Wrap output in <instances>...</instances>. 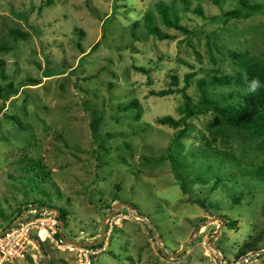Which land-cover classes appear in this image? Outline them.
<instances>
[{
    "label": "rangeland",
    "instance_id": "374dc122",
    "mask_svg": "<svg viewBox=\"0 0 264 264\" xmlns=\"http://www.w3.org/2000/svg\"><path fill=\"white\" fill-rule=\"evenodd\" d=\"M45 2L0 0V46L6 48L0 51V85L12 82L16 90L6 101L0 98V229L20 219L19 209L30 215L34 202L50 203L67 212L65 237L92 241L110 207L123 202L133 210L123 206L107 221L103 246L92 264H220L218 257L226 264H264V253H258L264 250V182L243 170L251 169L249 162L262 163L258 142L233 128L220 134V120L209 112L188 117L177 128L157 121L183 116L180 90L187 78L185 91L196 101L198 79H210L217 71L234 73L229 52L264 58V9L224 21L222 13L240 7L237 0L221 5L211 0ZM249 2L264 5V0ZM157 3L172 6L188 33L164 25ZM146 11L168 38L146 32ZM11 29L28 37L13 39ZM50 69L55 74L45 76ZM224 90L209 88L217 98L230 91ZM134 99L139 118L137 108L123 109ZM93 113L100 117L97 140L90 127ZM183 128L179 150L172 155L188 182L187 193L167 157ZM205 140L244 165L239 169L226 163L221 172L234 179L215 189L213 177L206 174L205 184L191 183ZM33 159L43 164L46 179L28 167ZM197 199L212 206L203 208ZM46 209L37 207V217L47 218L45 223L58 213ZM37 230L33 227L30 236L40 242ZM183 244L177 257H167ZM39 249L40 254L4 264L72 261L48 243L41 242Z\"/></svg>",
    "mask_w": 264,
    "mask_h": 264
},
{
    "label": "trees",
    "instance_id": "16d2710c",
    "mask_svg": "<svg viewBox=\"0 0 264 264\" xmlns=\"http://www.w3.org/2000/svg\"><path fill=\"white\" fill-rule=\"evenodd\" d=\"M215 5H221V3L225 0H211ZM53 0H46V5L52 4ZM240 4V7L237 9H230L222 13L221 17L224 21H228L230 18H247L254 13H258L259 11L264 9V5L262 4H251L249 0H237ZM156 10L159 14L161 22L167 27L182 30L185 33H188L187 28L182 26L179 23L178 16L175 13V10L172 6L167 5L165 3H157L155 4ZM41 6L39 7V10ZM195 11L199 14H203L201 10L198 8ZM175 13V15H174ZM112 16L109 15L105 18V20H109ZM144 27L146 28V32L148 34H152L159 39H166L169 36L167 34H162L159 28L154 23L153 15L150 11H146L144 17ZM137 21L133 23V28L137 27ZM80 36L82 31H79ZM9 34L13 39H25L28 37L26 32H22L18 29H11ZM81 37H79L80 39ZM79 44V42H78ZM6 50L4 46H0V51ZM229 56L232 58V62L234 67L237 70L234 73H219L218 71L214 73L210 79L200 78L196 81L197 90H198V99L193 101L189 94L185 91L188 86L189 79L187 78L186 85L180 90L181 96L183 98V107L179 108V112L183 114V116L179 119H174L172 116L167 115L160 119H158V123L163 125H169L172 127H179L185 124V119L188 117H192L197 114L204 113H213L220 121V128L218 129L220 134H225V128H233L237 131H245L250 134L252 139H255L258 143L256 145V149L261 151L262 163L257 165H251L249 162V167L251 169H243L244 165H242L241 160H234L233 155L231 153H227L224 150L213 148L208 140H205V147L198 149V154L200 156L198 170L194 171V178L191 179V183L194 184L197 181L205 184L206 179H203L202 175L206 174L207 177H213V184L211 189L217 188V186L223 182H230L234 179L232 175L227 176L222 174L221 170L228 166L226 163L232 164L234 162L235 166L239 169H243L247 173H250L259 181L264 182V87H262L255 94H245V77L248 80L252 78H258L261 81V84L264 85V58L259 56L250 55L247 52H229ZM139 71L145 72L148 74L149 71H144L145 69L142 67H137ZM45 76H50L55 74L54 70H47L45 72ZM175 78V75L172 76ZM27 81L32 82L31 79H26ZM25 84L23 80L21 82ZM219 89L225 91L224 89L230 91L225 94H221L220 98H217V95H212V92L209 91V88ZM15 88L12 85V82H9L6 86L0 85V98L3 101H6L13 93H15ZM170 91H159V94L166 95ZM138 102L137 100L130 101L125 107L124 110H130L131 108H137ZM136 118H139L140 111L137 108L136 110ZM100 117L93 113L92 120L90 122V127L92 131V135L95 140L99 138L98 131V123ZM217 130V131H218ZM185 128L180 129L178 133H176L175 137L171 141L170 146L167 149V157L171 160V167L174 172V176L177 181L180 183V189L183 193L188 192V182L185 181L181 174L179 173L180 163L176 161L172 155L174 150H179L180 142L179 138L184 133ZM165 159V158H164ZM163 159V160H164ZM159 160V159H158ZM253 162V161H252ZM27 166V165H26ZM33 168L37 171V175H42V179L47 178V172L44 169L43 164L38 159H33L32 164L28 165V167ZM247 167V166H246ZM231 169V168H230ZM228 169V170H230ZM28 172V170H27ZM244 172V173H246ZM226 176V177H225ZM23 177V176H20ZM201 207L205 208L206 206H212L206 199H197L194 201ZM35 207L42 206L43 208H55L57 213L56 219L63 222L64 227L66 226V217L67 212L64 208L53 206L48 203H36L34 202ZM26 207L25 209H27ZM47 210V209H46ZM21 211L18 210V213ZM228 225L232 226L231 222H228ZM58 228L59 225L57 226ZM6 228V227H5ZM108 227H106V230ZM61 234L59 231L56 233V237H60ZM104 241L101 244L96 246H90L91 248H101L103 246ZM246 253V252H245Z\"/></svg>",
    "mask_w": 264,
    "mask_h": 264
},
{
    "label": "built area",
    "instance_id": "2783aa9c",
    "mask_svg": "<svg viewBox=\"0 0 264 264\" xmlns=\"http://www.w3.org/2000/svg\"><path fill=\"white\" fill-rule=\"evenodd\" d=\"M29 213L30 215H27L22 212L18 224L2 230L3 232L0 234V264L25 260L29 254L32 256L37 253L40 254L41 242L43 244L48 243L57 250L69 254L72 261L68 264H92L100 251L99 248L74 246L68 244L62 236L56 237L58 231L57 215L54 218H49L45 223L47 218L37 217L40 212L36 207L30 206ZM33 227H38L36 235L40 242L30 236Z\"/></svg>",
    "mask_w": 264,
    "mask_h": 264
},
{
    "label": "water",
    "instance_id": "95a60500",
    "mask_svg": "<svg viewBox=\"0 0 264 264\" xmlns=\"http://www.w3.org/2000/svg\"><path fill=\"white\" fill-rule=\"evenodd\" d=\"M127 207L128 210H133V207L130 206L129 204L127 203H123V202H117V203H114L111 207H110V211L106 214V216L104 217L103 221H102V225H101V228H100V235L97 239H94L92 241H75L73 239H69L67 237H65L63 235V223L60 221L59 222V227H60V230H59V233L61 234V236L65 239V241L68 243V244H71V245H74V246H83V247H90V246H96L98 244H101L103 241H104V238H105V229H106V223L109 219H111V217L114 215L115 211L121 207ZM133 216H135L136 218H139L141 220H144L145 222L149 223V221L143 217V216H140L136 213H133L132 214ZM216 219H219L218 217H215ZM20 222V219H17L16 221H14L9 227H7L6 229H9L10 227H13L15 226L16 224H18ZM150 225V224H149ZM5 229V230H6ZM154 230L152 229V232ZM3 231H0V234H2ZM192 240V239H191ZM186 244H183L180 248V250L174 254H170V255H167V257H172V258H175L179 255L180 252H183L184 251V248H185ZM161 251L162 249L159 248ZM214 250L217 251V248L214 247ZM258 253H264V250H259ZM218 261L220 264H226L225 261L221 258V257H218Z\"/></svg>",
    "mask_w": 264,
    "mask_h": 264
},
{
    "label": "clouds",
    "instance_id": "9594fccd",
    "mask_svg": "<svg viewBox=\"0 0 264 264\" xmlns=\"http://www.w3.org/2000/svg\"><path fill=\"white\" fill-rule=\"evenodd\" d=\"M246 87H245V94H255L258 92L264 85L261 84V81L258 78H252L248 80L245 77Z\"/></svg>",
    "mask_w": 264,
    "mask_h": 264
},
{
    "label": "crops",
    "instance_id": "0c3cea01",
    "mask_svg": "<svg viewBox=\"0 0 264 264\" xmlns=\"http://www.w3.org/2000/svg\"><path fill=\"white\" fill-rule=\"evenodd\" d=\"M24 209H25V208H24ZM0 230H2V228H1Z\"/></svg>",
    "mask_w": 264,
    "mask_h": 264
}]
</instances>
